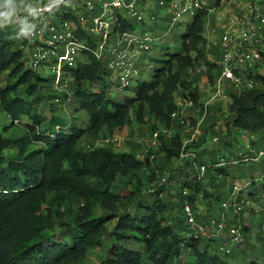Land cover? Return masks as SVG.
Masks as SVG:
<instances>
[{
    "label": "trees",
    "instance_id": "16d2710c",
    "mask_svg": "<svg viewBox=\"0 0 264 264\" xmlns=\"http://www.w3.org/2000/svg\"><path fill=\"white\" fill-rule=\"evenodd\" d=\"M224 1L215 0L198 12L179 35L180 48L159 61L151 81L138 85L132 97H108L105 66L94 57L71 69L72 100L78 105L76 110L88 115L86 128L68 124L56 114L45 117V104L55 105L52 81L27 67L19 42L11 38L15 31L0 29V110L10 123L4 132L21 125L25 129L18 139L0 132V264H86L89 254L102 249L107 238L117 242L100 264H189V255L195 258L192 264H233L232 255L224 259L216 252L215 241L204 244L186 239L184 220L178 221L177 232L166 223L163 215H171L176 206L166 199H143L142 186L135 179L141 170H153L149 156L140 160L134 152L95 147V142L121 134L135 123L153 122L151 133L178 129L172 118L179 110L178 95L200 106L202 93L197 83L203 74L196 69L204 66L211 82L217 71L207 51L206 23L210 11ZM161 49L169 50L163 45ZM255 77L258 86L231 95L227 128L240 136L250 133L260 138L264 132V75ZM86 136L93 141L88 150L80 148ZM182 141L180 132L170 141L163 139L165 163L179 157ZM39 143L43 147H36ZM8 150L18 153L8 158L3 155ZM218 172L224 178H211L214 190L224 188L232 175L227 168ZM126 178L133 189L126 194L117 192ZM190 186L192 201L206 189L199 183ZM130 208L144 213L136 214ZM70 217L72 225L66 223ZM115 220L110 230L108 225ZM58 227H65L66 234H57Z\"/></svg>",
    "mask_w": 264,
    "mask_h": 264
},
{
    "label": "built area",
    "instance_id": "2783aa9c",
    "mask_svg": "<svg viewBox=\"0 0 264 264\" xmlns=\"http://www.w3.org/2000/svg\"><path fill=\"white\" fill-rule=\"evenodd\" d=\"M47 4L48 0H40L39 6L44 8ZM204 4L202 0H64L32 21L37 29L30 40L17 41L27 67L52 81L55 105L62 101L70 105L74 82L71 69L90 63L94 57L104 64L110 89L123 93L142 81L144 73L153 70L150 53L160 50L177 25L192 22ZM222 6L225 12H220V22L215 20L206 29L209 58L217 66L213 82L204 66L196 69L197 74H203L201 82L207 87L204 91L200 88V106L178 95L179 110L172 118L179 128L151 133L144 156L136 155L140 160L149 156L154 162V175L153 170L145 169L157 183L149 192L155 199H166L180 209L187 228L186 239L215 241L219 252L234 256L255 236L245 217L264 212V147L261 139L250 133L241 136L240 146L225 128L213 132L206 122L216 113L214 108H221L222 103L229 106L232 94L258 86L255 76L263 75L264 70V0H225L217 9ZM4 29L15 31L14 37L18 26ZM43 71L50 72L51 77L43 76ZM214 126L223 125L218 122ZM179 132L183 136L180 155L165 163V154L161 152L163 139L170 141ZM222 135L227 139L223 140ZM122 137L115 134L101 139L95 147L118 151ZM209 137L212 143L226 141L225 149H230L234 142L237 150L227 159L207 163L200 152ZM157 165L165 169L174 165L172 171L177 179L173 182L170 172L161 171ZM222 168H245L248 175L239 174L238 179L234 176L236 182L228 184L230 175L224 188L214 190L211 178L223 179L218 172ZM195 183L206 189L192 201L190 184ZM259 237L264 247V219Z\"/></svg>",
    "mask_w": 264,
    "mask_h": 264
},
{
    "label": "rangeland",
    "instance_id": "374dc122",
    "mask_svg": "<svg viewBox=\"0 0 264 264\" xmlns=\"http://www.w3.org/2000/svg\"><path fill=\"white\" fill-rule=\"evenodd\" d=\"M205 4L204 6L209 7L208 5H210L211 3H213L215 0H202ZM224 11V7L222 6L220 9H215L214 11H212L208 17V21L206 23V29H208L210 27V24L214 23L216 20V23L218 24L220 22V12ZM190 23V22H189ZM188 23V24H189ZM188 24H182L178 27L175 28L174 32L170 35V38L168 37V41L164 43V45H166V47H168V52L165 50H156L152 53H150V60L149 63L153 65V70L150 71V73H144L143 75V80L136 83L135 85H133L129 90L124 91L123 93H118L115 88H112L109 90L108 92V97L111 99H115V100H121L123 97H132L135 94V89L137 88L138 85H140L143 81L145 82H149L152 79V75H153V71L156 67H158L159 65V61L160 60H166L168 58L167 53H174L176 50H178L180 48V39L178 38L179 35L183 34L186 26ZM43 76H50L51 77V73L50 72H46L43 71ZM263 75H264V70H263ZM200 88H202V90L204 91L205 88H207L203 82L197 83ZM48 103V102H47ZM221 108H216L214 115H212L206 122V124L209 125V129L211 131H213V127L214 125H216V123L220 122L222 123V125L224 126L225 130L227 132H230L228 136H231L232 140L236 142V144H240V146L243 144L242 142V137L238 134L233 132V128H231V130L229 131L227 128V123L230 124L231 123V118L227 117L228 116V104H220ZM78 105L75 104L74 101H72V103L70 105L65 104L64 101H62L61 103H56V105H54L53 107H49V105L45 104L44 108L42 109V111L44 112V115L47 119H50L52 117V115L56 114L59 115L63 118H65L68 121V124H76L79 127H83L86 128L88 126V115L86 114V112L84 111H78L75 108ZM53 109V111L51 110ZM6 115L3 114L0 110V132L3 134V136L5 137H12L14 139H18L22 136L25 135V129H24V125H21L19 127L16 128H11L9 130V132L5 133L4 132V127H8V125L10 124L8 122V120L5 119ZM154 125L153 122H148L147 125H139V124H133L130 127H126L121 131V135H123L124 137H122V141H121V147L117 148L118 151H122V152H134L136 154H139L141 156H144L145 153V149H146V143L149 141L150 137H151V132L149 131V128H151ZM107 131L103 130V134H106ZM261 134H264V132H262ZM101 138V137H100ZM222 139L226 140L227 138H225L222 135ZM202 140V139H201ZM93 143V141L91 140V138L89 137H84L80 143V148L82 149H86L88 150V148L90 147V145ZM225 143L224 144L222 142L219 143H212V137H209L208 142L206 143V145H204L205 147H203V149L201 150V157L205 160V162L209 163L210 161H212L213 159H220V158H228L229 154H231L232 152L237 150V146L236 144L233 142V144L229 147L230 149H225ZM95 144H99L96 143ZM99 146V145H97ZM36 147H43L42 144H37ZM17 151L16 150H8L4 152V156L5 157H12L14 155H17ZM166 169L170 172L171 174V179L174 182L177 179V175L175 174V172H173L172 170L174 169V165H169L166 167ZM165 169V170H166ZM245 174L248 175L247 170L245 168H240V169H234L232 170V175L231 177H229V181L228 184H232L234 182H236V179H238L239 174ZM151 174L150 171L148 170H141L138 174H137V178L135 179V182L137 185H141L143 192V199H146L147 201H152L153 199H155V196L152 195L149 191L151 189H154L155 187H157V183L156 180L152 179V177L149 175ZM234 176H237L236 179L234 178ZM129 180L128 178L126 179H122L121 181V185H120V189L117 190V192L122 193V194H126V191L132 190L133 186L128 184ZM131 210L135 209V208H130ZM134 213H138L139 215H142L144 212L143 211H136ZM99 214H104V211L99 212ZM255 215L259 220V222L261 223V221H263L264 219V212L260 213L259 215L256 214H252V216ZM165 218H167L166 223L174 225L175 226V231H179L180 230V226L178 224L179 220H184L182 217V213L180 211V209L178 208H173L171 210V215H169L168 213L163 215ZM245 219H249L248 216L245 217ZM254 219V218H252ZM254 222H251V228L253 231H255V236H253V239H250L249 242H247L244 247H242L241 249H238L235 253H234V258H231V261L233 264H250L252 261H257V263L259 264H264V247L263 245L260 243L261 239L258 236V239L256 238V235H258V229L260 228V223L256 222V220H253ZM116 220L110 222V224L108 225V228L110 230H112L116 224ZM67 224L72 225L73 224V219L70 217L67 219L66 221ZM185 226V224H184ZM65 227H58L57 228V234H66L67 230H65ZM117 241H115L114 239L111 238H107V240L105 241L103 248L100 250H94L92 251L87 259L86 264H100L103 259L106 257L107 252L109 251V249L112 247V245L116 244ZM204 244L209 243L208 241H204ZM213 245H215L216 247V252L223 257L224 259L226 258L225 254L219 252V245L215 242L212 243ZM133 247L136 248H142L143 245L142 244H134ZM195 258L193 257V255H189L187 257V263L189 262V264L194 263ZM182 260H185V258L183 257Z\"/></svg>",
    "mask_w": 264,
    "mask_h": 264
},
{
    "label": "clouds",
    "instance_id": "9594fccd",
    "mask_svg": "<svg viewBox=\"0 0 264 264\" xmlns=\"http://www.w3.org/2000/svg\"><path fill=\"white\" fill-rule=\"evenodd\" d=\"M64 0H48V4L41 8L40 0H0V29L10 25L18 26L15 40H30L37 29L32 22L38 19L44 11L51 12Z\"/></svg>",
    "mask_w": 264,
    "mask_h": 264
},
{
    "label": "crops",
    "instance_id": "0c3cea01",
    "mask_svg": "<svg viewBox=\"0 0 264 264\" xmlns=\"http://www.w3.org/2000/svg\"><path fill=\"white\" fill-rule=\"evenodd\" d=\"M178 26H180V25H177L176 27H178ZM175 30V29H174ZM174 30L170 33V35L174 32ZM170 35L168 36L169 38H170ZM178 38H179V36H178ZM163 46H166V45H164L163 44ZM162 47V46H161ZM161 47L160 48H158V49H160L159 51H161L162 49H161ZM213 132H220L222 129H224V127L223 126H214L213 127ZM260 138L263 140L262 142H260V144H263L264 145V134H260ZM249 217V219H244V221L247 223V225L248 226H251V222H254L253 220L255 219L256 220V222H258V223H260L258 220V218L255 216V215H253V216H248ZM252 218H254V219H252ZM258 236H259V229H258V235H256V238L258 239ZM260 238V237H259Z\"/></svg>",
    "mask_w": 264,
    "mask_h": 264
}]
</instances>
